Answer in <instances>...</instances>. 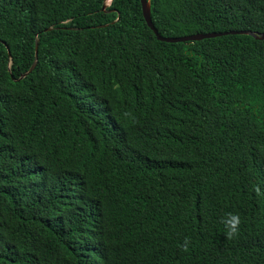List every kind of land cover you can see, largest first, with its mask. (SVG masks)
<instances>
[{
	"label": "trees",
	"instance_id": "trees-1",
	"mask_svg": "<svg viewBox=\"0 0 264 264\" xmlns=\"http://www.w3.org/2000/svg\"><path fill=\"white\" fill-rule=\"evenodd\" d=\"M107 1L0 0V264H264V40ZM151 17L260 34L264 0Z\"/></svg>",
	"mask_w": 264,
	"mask_h": 264
},
{
	"label": "water",
	"instance_id": "water-1",
	"mask_svg": "<svg viewBox=\"0 0 264 264\" xmlns=\"http://www.w3.org/2000/svg\"><path fill=\"white\" fill-rule=\"evenodd\" d=\"M111 0H108L104 5L102 10H106L107 6L110 5ZM141 2V7H142V12H143V17L148 24V26L153 30L155 33L156 37L158 40L167 42V43H182V42H190V41H201L204 39H210V38H215L219 37L222 35L226 34H247L254 36L258 40H264V33H254L250 31H236V32H228V33H206V34H192L188 36H181V37H164L159 34L157 29L155 28L152 17H151V0H140ZM51 28L46 29V31H49ZM37 52H38V41L36 42V60H37ZM36 66V62L33 64V66L30 68V70L23 74L21 76V79L26 77L29 73L33 71V69Z\"/></svg>",
	"mask_w": 264,
	"mask_h": 264
},
{
	"label": "clouds",
	"instance_id": "clouds-1",
	"mask_svg": "<svg viewBox=\"0 0 264 264\" xmlns=\"http://www.w3.org/2000/svg\"><path fill=\"white\" fill-rule=\"evenodd\" d=\"M240 217L236 213H229L225 221L226 233L228 236H234L238 232ZM186 243V241H185Z\"/></svg>",
	"mask_w": 264,
	"mask_h": 264
}]
</instances>
